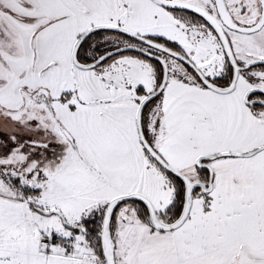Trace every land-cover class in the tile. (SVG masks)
Returning <instances> with one entry per match:
<instances>
[{
    "label": "snow or ice",
    "instance_id": "obj_1",
    "mask_svg": "<svg viewBox=\"0 0 264 264\" xmlns=\"http://www.w3.org/2000/svg\"><path fill=\"white\" fill-rule=\"evenodd\" d=\"M0 264H264V0H0Z\"/></svg>",
    "mask_w": 264,
    "mask_h": 264
}]
</instances>
